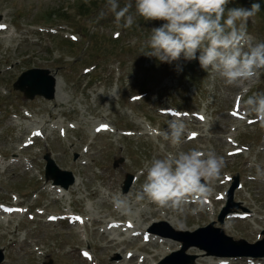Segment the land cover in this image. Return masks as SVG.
<instances>
[{"label":"rangeland","instance_id":"rangeland-1","mask_svg":"<svg viewBox=\"0 0 264 264\" xmlns=\"http://www.w3.org/2000/svg\"><path fill=\"white\" fill-rule=\"evenodd\" d=\"M119 2L123 6L128 0ZM132 2L133 25L117 28L110 12L98 19L106 0H0V23L7 25L0 31V204H17L19 198L18 204L29 207L21 216L0 213V264H160L181 248V242L168 237L173 229L194 231L209 224L233 240L263 239L264 178L256 168L264 169V124L243 111L242 99L264 91V73L257 80L228 85L202 69L198 59L169 64L141 54V48L149 50L151 29L165 21H145ZM250 2L264 8V0H229L227 8H250ZM247 33L252 44L264 41L261 7L249 19ZM30 68L49 69L59 78L53 99H27L14 89L19 75ZM236 105L245 119L230 114ZM174 119L186 125L177 146L161 135ZM101 123L112 131L95 133ZM194 147L212 149L225 160L212 182V198L200 202L203 211L182 218L170 209L165 216L166 208L135 199L152 159ZM237 148L242 152L233 153ZM46 154L80 181L64 190L62 198H54V184L45 178ZM128 174L134 181L124 193ZM235 176L239 186L229 201ZM118 195L127 197V211L114 207ZM219 195L225 199L215 200ZM223 208L247 217L233 218L230 212L220 223ZM66 213L84 217L85 225L67 220ZM52 214L59 219L48 221ZM112 220L131 221V230L140 235L121 234ZM144 232L154 238L143 241ZM111 237L125 249L110 248ZM163 238L169 241L163 243ZM190 255L196 256L194 264L261 261L208 255L218 257L212 261L199 246L170 259L183 262Z\"/></svg>","mask_w":264,"mask_h":264},{"label":"clouds","instance_id":"clouds-1","mask_svg":"<svg viewBox=\"0 0 264 264\" xmlns=\"http://www.w3.org/2000/svg\"><path fill=\"white\" fill-rule=\"evenodd\" d=\"M134 3L136 14L145 21H165L151 29L146 42L149 50L141 48V54L169 64L181 58L198 59L202 69L211 70L228 85L254 81L264 73V41L252 44L247 33L249 19L260 11L259 3H252L250 8H227L229 0H134ZM132 8V0L123 6L119 0H106V10H101L98 19L110 12L117 28H130L134 23ZM177 71H182L179 65ZM242 108L264 124V91L242 99ZM185 130L184 122L174 119L161 135L177 146ZM224 168V157L212 149L203 151L194 147L175 154L169 152L146 165V180L135 199L138 202L147 199L182 218L195 216L203 211L200 202L211 194L212 182ZM256 171L258 177L264 178V169L257 165ZM113 204L117 210L129 209L125 196H115Z\"/></svg>","mask_w":264,"mask_h":264},{"label":"water","instance_id":"water-1","mask_svg":"<svg viewBox=\"0 0 264 264\" xmlns=\"http://www.w3.org/2000/svg\"><path fill=\"white\" fill-rule=\"evenodd\" d=\"M56 77L51 74L49 69L44 68H30L23 71L17 80L14 82L13 87L15 90L23 92L27 99H34L36 96L44 97L45 99H53L56 93ZM47 160L46 165V179L53 180L54 184H61L63 187L68 188L74 183V176L71 172L61 170L50 158L49 155L45 156ZM61 175L66 176L63 180ZM133 182V176L127 175L123 185V192H127ZM238 179L236 178L233 187L229 191V198H232V192L236 187ZM230 210L224 209L219 215V220L223 223L225 215ZM166 224V223H165ZM213 231V233H210ZM169 236L181 241L183 247L179 252L173 255L183 254L190 246L196 245L204 249L208 254L218 256H264V239L250 244L245 240H233L230 236L224 234L221 228L212 230V224L205 228H199L196 231H174ZM193 236L194 241H189L188 237ZM172 255V256H173ZM196 257L189 256L186 261L176 262L174 260L164 261L163 263L170 264H194ZM3 260V255L0 253V262Z\"/></svg>","mask_w":264,"mask_h":264},{"label":"bare ground","instance_id":"bare-ground-1","mask_svg":"<svg viewBox=\"0 0 264 264\" xmlns=\"http://www.w3.org/2000/svg\"><path fill=\"white\" fill-rule=\"evenodd\" d=\"M56 80H57V82H56V88L57 89H59L58 87H59V84H60V80H59V78H57L56 77ZM98 125V124H97ZM79 183H80V181H79V179L77 178V177H75V182H74V185L72 186V188L73 187H76V186H78L79 185ZM58 185H54L52 188H51V191H52V193L55 195L54 196V198H62L64 195H65V193H63L64 192V190H66V189H63L62 187H59ZM212 195V194H211ZM210 195V197L212 198V196ZM214 199V198H213ZM215 200H217V199H215ZM167 211H166V213H165V216H167V213L168 212H170V209H166ZM23 212H24V210L22 211V213H19V211H18V213H17V211H15L14 213L13 212H10V214H9V216H11V215H13V214H15V215H18V216H21V215H23ZM205 216H207V214L205 213V214H203V217H205ZM189 221H191V219L189 218ZM172 225H173V223H171ZM84 225H85V222H84ZM117 229H119L118 227H117ZM134 231H135V229H134ZM120 233H122L123 231H119ZM144 234V233H143ZM151 238H154V237H151L150 236V239ZM169 238H163L162 239V242L163 243H166L167 241H169L168 240ZM108 243H111L110 245H109V247L110 248H119V251H123L124 249H125V247H121V243H122V241H119V240H117L115 237H111L110 239H109V241H108ZM153 257H155V255H153ZM206 258L207 259H209V260H214V259H217L218 257H214V256H206ZM222 260H226V259H222ZM231 261H233L234 259H230ZM239 260H245V261H249V260H251V258H245V259H239ZM227 261H229V260H227ZM247 263V262H246ZM118 264V263H117ZM257 264H259V263H257ZM261 264H264V258H261Z\"/></svg>","mask_w":264,"mask_h":264},{"label":"trees","instance_id":"trees-1","mask_svg":"<svg viewBox=\"0 0 264 264\" xmlns=\"http://www.w3.org/2000/svg\"><path fill=\"white\" fill-rule=\"evenodd\" d=\"M254 2V1H253ZM251 3V2H250ZM93 4H96V2L95 3H93ZM252 4V3H251ZM260 4V3H259ZM260 7L262 8V10H264V8L261 6V4H260Z\"/></svg>","mask_w":264,"mask_h":264},{"label":"snow or ice","instance_id":"snow-or-ice-1","mask_svg":"<svg viewBox=\"0 0 264 264\" xmlns=\"http://www.w3.org/2000/svg\"><path fill=\"white\" fill-rule=\"evenodd\" d=\"M3 27V25H0V28H2ZM77 219H79V218H77Z\"/></svg>","mask_w":264,"mask_h":264}]
</instances>
